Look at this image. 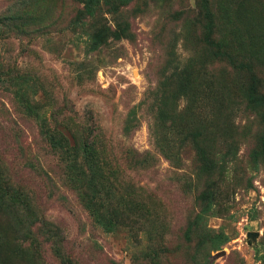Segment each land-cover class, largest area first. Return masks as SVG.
<instances>
[{
  "label": "rangeland",
  "instance_id": "rangeland-1",
  "mask_svg": "<svg viewBox=\"0 0 264 264\" xmlns=\"http://www.w3.org/2000/svg\"><path fill=\"white\" fill-rule=\"evenodd\" d=\"M0 171V264H264V0H0Z\"/></svg>",
  "mask_w": 264,
  "mask_h": 264
},
{
  "label": "trees",
  "instance_id": "trees-1",
  "mask_svg": "<svg viewBox=\"0 0 264 264\" xmlns=\"http://www.w3.org/2000/svg\"><path fill=\"white\" fill-rule=\"evenodd\" d=\"M19 105H20L19 107H20V109H21V111H22V113L24 115L35 117V114H34L35 112H33V107H31V106L28 107L25 102H21ZM36 117H37V114H36ZM48 141H50L49 143H52V142L54 143V145H53L54 146V150H56V152L59 155H63V157H64L63 159L64 160L65 159L70 160V157H71L70 151L67 150L66 145L64 146V144H62V141H55L54 140V135H52V134H50L48 136ZM137 158H138L137 155H134V158H133L134 161H137ZM138 163H139V161H138ZM108 165H111V162L110 161L109 162H106V161L102 162V169L99 170L98 173H97L98 176H99V178L102 179V180H104L103 182L100 181V183H99V185H100L99 189H102L101 185L102 186L103 185H106L107 186L108 184H109V187L111 189H113L115 187L114 186L115 181L118 180L117 175H116V172L117 171H115L114 167H110V170H108ZM10 183L11 182H9L8 179H6V178L3 179L2 172L0 171V193H3L4 191H6L7 194L10 195V197H11V199H10L11 202H9L10 208L11 207L13 208V205H14V207L18 211V212H15V213L16 214H19V213H21L20 211H23L24 208L28 209V205L30 204V199L28 200V198H30V197L27 196V195L26 196L23 195V198L24 199H21V193L17 189H14V188L10 187L9 186ZM10 190H13V191H10ZM86 190H88V191L85 192L81 188L79 190V193L82 196H84V197H85V195L90 196V198L87 199V204H88L87 205V208L90 209V210H92V213L94 214V216H99L98 214H101V213L107 214L108 210L106 211L105 210V206H102L104 204L103 200L102 201L99 200L100 197L97 196V195H95V194L94 195H91L94 191L98 190L97 187H96V185L95 184L90 185L89 186V189L86 188ZM92 197H96L98 200L92 201L91 200ZM27 212L30 213L28 210H27ZM109 214H113L114 215V217L109 220V222H113L114 224H116L115 221H114V219H118L119 217H121V216H119L121 214L118 215V213H116V212H114V213H108V216H109ZM107 217H105V215H104V217L100 221L106 219Z\"/></svg>",
  "mask_w": 264,
  "mask_h": 264
}]
</instances>
